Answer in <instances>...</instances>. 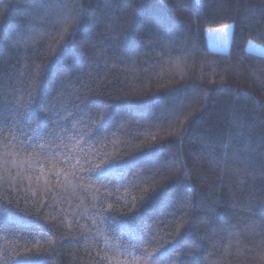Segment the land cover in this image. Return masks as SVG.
<instances>
[{"label":"trees","instance_id":"16d2710c","mask_svg":"<svg viewBox=\"0 0 264 264\" xmlns=\"http://www.w3.org/2000/svg\"><path fill=\"white\" fill-rule=\"evenodd\" d=\"M248 40L264 0H0V264H264Z\"/></svg>","mask_w":264,"mask_h":264},{"label":"rangeland","instance_id":"374dc122","mask_svg":"<svg viewBox=\"0 0 264 264\" xmlns=\"http://www.w3.org/2000/svg\"><path fill=\"white\" fill-rule=\"evenodd\" d=\"M225 25L228 27L224 31H221L220 29L224 28ZM225 25L205 29L206 41L210 49L220 52L228 50L232 24L229 23ZM245 49L254 54L264 56V45L253 40H248L246 42Z\"/></svg>","mask_w":264,"mask_h":264},{"label":"snow or ice","instance_id":"6c2138e0","mask_svg":"<svg viewBox=\"0 0 264 264\" xmlns=\"http://www.w3.org/2000/svg\"><path fill=\"white\" fill-rule=\"evenodd\" d=\"M227 27H228V26L225 25L224 28H222V29H220V30H221V31H224ZM65 31H67V27H65ZM30 159H31V158H28V160L21 161V162L18 163V164H17V163H14L13 166L18 167V168H20L21 170H23L24 164H25V163H30ZM97 167L99 168L100 166L98 165ZM41 168H43V165H41ZM57 175H58V176H59V175H63V176H65V177H67L68 173H67V172H64V171H62V170H57Z\"/></svg>","mask_w":264,"mask_h":264}]
</instances>
